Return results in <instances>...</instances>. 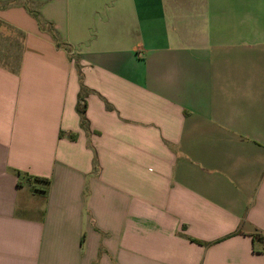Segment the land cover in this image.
<instances>
[{"label":"crops","instance_id":"0c3cea01","mask_svg":"<svg viewBox=\"0 0 264 264\" xmlns=\"http://www.w3.org/2000/svg\"><path fill=\"white\" fill-rule=\"evenodd\" d=\"M255 234L264 0H0V264H264Z\"/></svg>","mask_w":264,"mask_h":264},{"label":"trees","instance_id":"16d2710c","mask_svg":"<svg viewBox=\"0 0 264 264\" xmlns=\"http://www.w3.org/2000/svg\"><path fill=\"white\" fill-rule=\"evenodd\" d=\"M78 112L83 115L85 113V108H86V103H85V100L84 98L82 97V95L79 97V102H78ZM33 181H37V182H43L45 183L46 185H49V180L48 179H45V178H40V177H33L32 178ZM33 192L35 193H45L46 194V191H41L39 189H36L35 187L32 188ZM253 238L255 240H264V235H260V234H255L253 235ZM199 242V241H197ZM200 243V242H199Z\"/></svg>","mask_w":264,"mask_h":264}]
</instances>
